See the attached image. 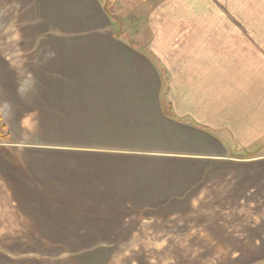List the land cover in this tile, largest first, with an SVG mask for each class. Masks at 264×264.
<instances>
[{"label": "crops", "instance_id": "crops-1", "mask_svg": "<svg viewBox=\"0 0 264 264\" xmlns=\"http://www.w3.org/2000/svg\"><path fill=\"white\" fill-rule=\"evenodd\" d=\"M126 15L0 0V264L264 260V17Z\"/></svg>", "mask_w": 264, "mask_h": 264}, {"label": "rangeland", "instance_id": "rangeland-1", "mask_svg": "<svg viewBox=\"0 0 264 264\" xmlns=\"http://www.w3.org/2000/svg\"><path fill=\"white\" fill-rule=\"evenodd\" d=\"M107 1L108 4L110 0ZM123 11L127 15H140V20L138 21V30L142 31L136 37L137 41L140 43L152 41L154 36L153 27L150 24V15L157 14L163 15L162 17H157L155 23L159 26H162V23H178L181 22L180 28H185L187 26H203L204 23H207L210 26H221L224 28H233V27H244V23H254L258 25L261 22L262 17H264V0H118ZM110 6V5H109ZM167 14V15H165ZM126 15V16H127ZM165 15V16H164ZM168 19H165L167 18ZM195 17V18H194ZM204 17V18H203ZM178 20H175V19ZM182 18V19H181ZM256 25V26H257ZM128 33V32H127ZM155 41V40H153ZM152 41V42H153ZM264 145V142L262 143ZM260 197H254V199H259ZM261 198H263L261 196ZM240 200L243 201V197H240ZM264 200V198H263ZM258 203V202H255ZM242 204V202H241ZM257 208V204H255ZM243 215H250L252 212H241ZM254 219L257 217L260 218L256 211L253 212ZM250 216H248L250 218ZM240 218V216H239ZM244 218V217H243ZM62 246V245H61ZM69 245H63L65 248ZM101 245H95L99 247ZM189 247L190 252L194 254L198 248L197 244L186 245ZM259 246V244H258ZM60 247V245H59ZM256 247V245H255ZM63 249V248H62ZM131 252L129 258H124V255H121L119 262L126 264H135L133 261V249L129 250ZM191 254V255H192ZM177 261V260H176ZM175 261V262H176ZM178 262V261H177ZM190 264H264V260L261 261H228V260H193L189 261Z\"/></svg>", "mask_w": 264, "mask_h": 264}, {"label": "trees", "instance_id": "trees-1", "mask_svg": "<svg viewBox=\"0 0 264 264\" xmlns=\"http://www.w3.org/2000/svg\"><path fill=\"white\" fill-rule=\"evenodd\" d=\"M6 138L5 131L1 125V115H0V142Z\"/></svg>", "mask_w": 264, "mask_h": 264}]
</instances>
